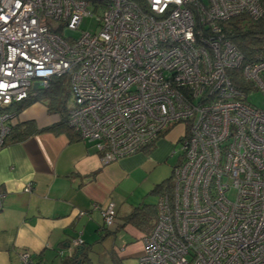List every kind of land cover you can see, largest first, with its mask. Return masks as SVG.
I'll list each match as a JSON object with an SVG mask.
<instances>
[{
  "label": "built area",
  "instance_id": "1",
  "mask_svg": "<svg viewBox=\"0 0 264 264\" xmlns=\"http://www.w3.org/2000/svg\"><path fill=\"white\" fill-rule=\"evenodd\" d=\"M240 15L258 21L261 0H0V149L15 117L5 108L63 75L67 124L101 164L183 124L138 264H264V108L247 101L264 93V55L245 60L225 36ZM86 16L95 31L63 34ZM92 206L115 223L112 201ZM20 261L37 264L25 250Z\"/></svg>",
  "mask_w": 264,
  "mask_h": 264
},
{
  "label": "crops",
  "instance_id": "2",
  "mask_svg": "<svg viewBox=\"0 0 264 264\" xmlns=\"http://www.w3.org/2000/svg\"><path fill=\"white\" fill-rule=\"evenodd\" d=\"M69 104L68 109L73 99ZM60 121L45 98L15 112L14 135L24 132L27 123L33 132L20 139L6 138L0 149V191L5 192L0 210V264H21L23 250L37 264H70L65 256L74 239L80 238L89 251L107 236L100 212L92 205L108 201L114 203L121 224L109 235H127L119 247H111L109 264L113 258L138 264L143 233L139 225L123 224V220L137 206L155 207L156 184L169 177H160V172L178 141L173 133L177 124L151 145L101 164L91 143L59 125ZM29 182L31 189L25 191Z\"/></svg>",
  "mask_w": 264,
  "mask_h": 264
},
{
  "label": "trees",
  "instance_id": "3",
  "mask_svg": "<svg viewBox=\"0 0 264 264\" xmlns=\"http://www.w3.org/2000/svg\"><path fill=\"white\" fill-rule=\"evenodd\" d=\"M140 1V0H139ZM261 5L264 7V0H261ZM225 36L232 41L233 44L241 51L245 60H255L259 56L264 55V16H262L258 21H253L250 18H247L245 15L231 17L228 20L221 23ZM64 76V75H63ZM63 76L54 77L50 80V83L47 87L37 90L30 98L27 100L21 101L19 103H12L11 105L5 108L6 111L18 112L20 109L25 107L27 104L45 98L48 102L49 108L55 110L61 116V121L59 125H65L70 131H74L73 128L67 124V115H68V106L67 98L68 95L65 93L66 83L62 79ZM233 83L237 86H242L239 78L232 76ZM14 112V113H15ZM52 129V126L43 128L39 131H46ZM170 128L161 133L158 137L165 135ZM187 130V129H186ZM32 131L29 123L25 125V131L19 134L14 135L13 126H11V131L7 138L11 139H20L26 137ZM75 132V131H74ZM76 133V132H75ZM77 134V133H76ZM78 136V134H77ZM79 137V136H78ZM179 161V158L177 162ZM175 166V165H174ZM173 166V169H174ZM172 169V174H173ZM173 175H170L162 182L156 184L155 191L158 194L163 190H170L172 187ZM156 217V204L155 207L148 205L137 206L132 209V211L125 216L123 224L130 223L139 225L140 231L143 234H148L152 228L153 223L148 221L149 219ZM115 224L114 227H112ZM112 226L105 227L104 235H109L115 233L119 230L120 225L117 223V214L116 220ZM77 252L78 253L77 255ZM65 263L70 264H89L92 263L91 259L88 256V250L81 246L74 247L72 251L65 256ZM68 260V261H67ZM78 260L80 262L78 263ZM95 264V263H92ZM113 264H123L121 260L113 258Z\"/></svg>",
  "mask_w": 264,
  "mask_h": 264
},
{
  "label": "rangeland",
  "instance_id": "4",
  "mask_svg": "<svg viewBox=\"0 0 264 264\" xmlns=\"http://www.w3.org/2000/svg\"><path fill=\"white\" fill-rule=\"evenodd\" d=\"M96 28H97V24H96L95 16H86L81 20L78 29H75V30L64 29L63 34L65 36L77 38L79 35H81V33L85 31L92 32V31H95ZM62 79L66 83L65 93H67L68 95L67 106H69L70 105L69 103L72 100V91L69 85V77L68 75H64ZM247 101L251 103L252 105H255L256 107L264 108V93H262L260 90H251L247 92ZM173 133L176 135V138L182 135L184 133V125L177 124L174 127ZM180 147H181L180 143L175 141L173 152L168 157L167 164H164L165 167L160 172V177H164L165 175H168V176L172 175L173 166L177 163V160L181 153ZM148 221H150V223H153L154 225L155 217L149 219ZM114 226L115 224L112 227ZM125 236L127 235L124 232L121 234L119 233L116 236L107 235L104 237V239L101 242H96L95 244H92L93 246L91 247V250L88 251V256L91 259L92 263L109 264V261H110L109 251L111 247L114 246V249L116 247H119L122 239H125ZM92 263H89V264H92ZM53 264H59V263L58 261H55ZM126 264H135V262L130 260L129 262L127 261Z\"/></svg>",
  "mask_w": 264,
  "mask_h": 264
},
{
  "label": "water",
  "instance_id": "5",
  "mask_svg": "<svg viewBox=\"0 0 264 264\" xmlns=\"http://www.w3.org/2000/svg\"><path fill=\"white\" fill-rule=\"evenodd\" d=\"M78 253H80V252H77V255H78ZM80 262V260H78V263Z\"/></svg>",
  "mask_w": 264,
  "mask_h": 264
}]
</instances>
